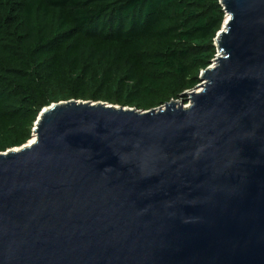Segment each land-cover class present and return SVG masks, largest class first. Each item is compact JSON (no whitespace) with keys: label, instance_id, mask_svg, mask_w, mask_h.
I'll return each instance as SVG.
<instances>
[{"label":"water","instance_id":"1","mask_svg":"<svg viewBox=\"0 0 264 264\" xmlns=\"http://www.w3.org/2000/svg\"><path fill=\"white\" fill-rule=\"evenodd\" d=\"M220 5L187 103L59 102L0 153V264H264V0Z\"/></svg>","mask_w":264,"mask_h":264},{"label":"trees","instance_id":"2","mask_svg":"<svg viewBox=\"0 0 264 264\" xmlns=\"http://www.w3.org/2000/svg\"><path fill=\"white\" fill-rule=\"evenodd\" d=\"M225 19L220 0H0V153L29 142L52 104L183 99Z\"/></svg>","mask_w":264,"mask_h":264},{"label":"bare ground","instance_id":"3","mask_svg":"<svg viewBox=\"0 0 264 264\" xmlns=\"http://www.w3.org/2000/svg\"><path fill=\"white\" fill-rule=\"evenodd\" d=\"M226 21L228 20V17H226V19H225ZM200 90L198 89L197 90V92H199ZM177 104V103H176ZM176 106V105H175ZM34 141H35V136H33L32 137V139L29 141V144H32V143H34Z\"/></svg>","mask_w":264,"mask_h":264},{"label":"rangeland","instance_id":"4","mask_svg":"<svg viewBox=\"0 0 264 264\" xmlns=\"http://www.w3.org/2000/svg\"><path fill=\"white\" fill-rule=\"evenodd\" d=\"M217 55V54H216ZM183 99H181V100H177V101H174V102H176L177 104H181V103H187V101H182ZM186 105V104H185ZM33 136V135H32Z\"/></svg>","mask_w":264,"mask_h":264},{"label":"built area","instance_id":"5","mask_svg":"<svg viewBox=\"0 0 264 264\" xmlns=\"http://www.w3.org/2000/svg\"><path fill=\"white\" fill-rule=\"evenodd\" d=\"M187 106H188V104L185 105V107H187Z\"/></svg>","mask_w":264,"mask_h":264}]
</instances>
